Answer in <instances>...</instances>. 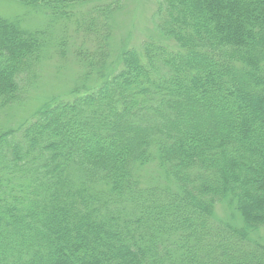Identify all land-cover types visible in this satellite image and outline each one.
Instances as JSON below:
<instances>
[{"label": "trees", "instance_id": "trees-1", "mask_svg": "<svg viewBox=\"0 0 264 264\" xmlns=\"http://www.w3.org/2000/svg\"><path fill=\"white\" fill-rule=\"evenodd\" d=\"M12 1L49 23L0 16V264H264V246L212 218L229 202L264 228V0H158L174 46L123 51L100 87L28 121L18 110L49 54L67 60L69 25L97 41L86 66L105 62L101 17L120 0ZM156 161L175 188L144 185Z\"/></svg>", "mask_w": 264, "mask_h": 264}, {"label": "rangeland", "instance_id": "rangeland-1", "mask_svg": "<svg viewBox=\"0 0 264 264\" xmlns=\"http://www.w3.org/2000/svg\"><path fill=\"white\" fill-rule=\"evenodd\" d=\"M97 3L98 1L84 5L80 11L86 14ZM158 7V0H120L119 8L111 11L107 19L101 17L106 20L109 27L108 56L105 62L94 63L98 65L92 70L86 66L85 55L86 52L91 54L97 51V41L85 30L77 32L78 29L74 25H69L67 60L49 54L40 65L37 85L31 88L26 97V107L18 110L19 118L23 121L31 120L54 99L71 100L75 97V90L85 93L100 87L120 68L121 54L125 50L135 49L141 52L143 43L151 40L174 46L171 40L166 39L158 31L156 24ZM0 16L18 20L24 29L30 31L45 29L49 23V18L39 9L12 0H0ZM61 26L58 24L54 28L55 39L61 34ZM79 54L82 56H78ZM139 171L142 173L144 185L149 186L157 182L170 189L176 187L175 182L157 161L141 167ZM212 215L218 223L224 222L239 231H246L249 242L264 246V228L247 230L244 219L236 211L234 204L223 202L217 205Z\"/></svg>", "mask_w": 264, "mask_h": 264}]
</instances>
